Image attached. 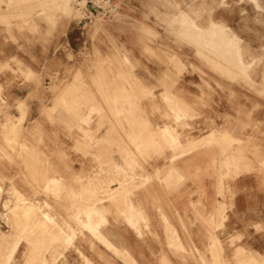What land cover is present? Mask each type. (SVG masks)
Masks as SVG:
<instances>
[{
    "label": "crops",
    "instance_id": "obj_1",
    "mask_svg": "<svg viewBox=\"0 0 264 264\" xmlns=\"http://www.w3.org/2000/svg\"><path fill=\"white\" fill-rule=\"evenodd\" d=\"M134 22L123 20V25H138L140 31L127 37L144 41L146 36L141 31L151 24L143 19ZM68 31L70 41L79 45L86 40L74 27ZM169 41L179 44L175 35ZM172 43V49L179 48ZM186 49L188 56L171 52L170 57L164 56L167 64H158L155 57L154 63L140 64L133 71L153 89V96L114 99V105L128 111L118 119L120 131L109 136L108 125L104 126L96 133L101 144L95 146L92 128L90 152L78 131L74 132V145L65 146L52 140L51 131L45 128L41 131L42 145L28 149V159L43 158L42 166L30 164L28 169L54 171V177L59 175L76 194L89 177L94 179V172L106 171L96 183L106 181L109 193L124 195L116 204L107 198L97 204L101 217L105 216L99 229L101 240L88 230L79 231L83 216L76 214L75 252H48L44 264H264V97L258 93L262 87L258 82L244 85L216 76L195 47L186 45ZM37 50L35 53L32 47L31 54L18 56L37 55L46 64L50 48L39 46ZM141 51L140 45V59L147 62ZM254 52L257 50L252 48ZM152 74L155 77H148ZM31 94V87L16 86L8 100L14 106L26 104ZM168 97L171 109L167 107ZM179 109L186 114L178 120L173 111ZM18 118L15 110L4 118L0 115V137L2 123H15ZM25 118L50 121L45 114ZM165 128L180 141L175 150H163L159 143ZM35 130L32 128L29 135L32 138ZM126 153L136 163L134 178L130 180L128 174L129 178H120V182L116 169L128 168L122 156ZM17 165L7 163L4 168L0 162V170L6 169L15 180ZM49 201L56 203L52 197ZM121 204H128V208ZM57 211L66 219L64 211ZM21 250L22 243L14 253L16 264H22Z\"/></svg>",
    "mask_w": 264,
    "mask_h": 264
},
{
    "label": "rangeland",
    "instance_id": "obj_2",
    "mask_svg": "<svg viewBox=\"0 0 264 264\" xmlns=\"http://www.w3.org/2000/svg\"><path fill=\"white\" fill-rule=\"evenodd\" d=\"M115 1L119 5L118 14L85 21L80 20L75 0H71V12L63 11L58 0H0V115L4 118L13 110L19 114L15 123L1 125L0 162L4 168L7 163H18L19 169H16L18 179L15 180L6 169L0 170V264H16L14 253L20 243L22 264H44V254L48 252L60 250L63 255L68 250L73 254L76 214L84 218V221L80 220L81 225L78 224L80 232L81 229L94 232L91 234L101 240L97 229L89 230L91 227L87 226L85 211L91 205L97 206L104 198L111 201L124 198L122 193L115 191L118 195L113 194L117 198L112 199L108 182L96 183L106 171L96 172V177L90 178L79 194L63 179L62 188H45V180L54 177V171L28 169L30 164L42 166L43 158L28 159L27 151L42 145L43 128L51 131L52 140L65 146L74 145V132L78 131L88 152L93 145L92 128L95 146L99 144L96 133L104 126L108 125L107 135L117 134L121 125L118 119L128 111L114 105L113 100L153 96V89L133 72L140 64L154 63L156 57L158 64L165 65L168 62L164 56L170 57L171 52L176 55L178 53L175 52L179 51L180 57L190 55L186 49V45H190L196 48L200 59L206 61L210 72L244 85L258 82L262 87L258 91L259 96L264 97V0ZM124 19H135L134 23L143 19L151 24L141 31L146 36L144 41H139L138 37L129 40L127 35H138L140 31L138 25H123ZM209 23L210 26L207 25ZM72 27L86 39H80L82 43L79 45V42L70 41L68 29ZM171 35L178 36L179 44L169 41ZM171 43L179 48L172 49ZM140 45L141 56L147 57V62L140 59ZM39 46L50 48L46 64L37 55L29 58L18 56L31 54L29 50L32 47L38 53ZM252 48L257 52L252 54ZM149 76L155 77V74ZM16 86L32 88L26 104L14 106L8 100L10 91ZM166 101L171 109V98ZM28 114H45L50 121H26ZM173 114L179 120L186 112L179 109ZM32 128H36L33 138L29 136ZM162 135L159 143L163 150L167 147L175 150L180 144L169 128H165ZM122 156L128 168L116 169L118 181L129 178L128 174L132 180L136 163L128 153ZM93 180L95 186H92ZM13 187L23 194L26 202L23 196L14 193ZM50 197L56 203H50ZM29 204L39 208L26 210ZM77 204L79 208L76 210ZM57 209L66 213V219ZM44 212L51 219L45 217ZM70 232H73V239L66 240L64 236Z\"/></svg>",
    "mask_w": 264,
    "mask_h": 264
},
{
    "label": "bare ground",
    "instance_id": "obj_3",
    "mask_svg": "<svg viewBox=\"0 0 264 264\" xmlns=\"http://www.w3.org/2000/svg\"><path fill=\"white\" fill-rule=\"evenodd\" d=\"M73 1V0H72ZM58 3L60 4L59 6H61V8L63 9V11H67V12H71L72 11V3H71V0H58ZM40 11V10H39ZM71 14V13H70ZM3 15V14H2ZM88 30V29H87ZM201 33V32H200ZM79 35V34H78ZM82 36V35H81ZM224 43V42H223ZM238 43V42H237ZM225 46V45H224ZM233 59V58H232ZM242 61V60H241ZM99 73V72H98ZM89 86V85H88ZM90 91V90H89ZM121 94V96H123V94L122 93H120ZM89 96V95H88ZM117 98H118V96H117ZM121 99H123V98H121ZM120 99V100H121ZM64 100V99H63ZM81 101V100H80ZM124 101H125V99H124ZM123 101V102H124ZM97 102V101H96ZM74 105V104H73ZM83 107V106H82ZM23 109V108H22ZM124 131V130H123ZM203 143V142H202ZM99 145V144H98ZM187 149V148H186ZM100 164H101V162H100ZM24 166V165H23ZM47 169V168H46ZM108 169V168H107ZM172 172V171H171ZM167 173V172H166ZM94 174L96 175V172H94ZM58 175V174H57ZM94 175V176H95ZM96 177V176H95ZM47 179H49V181H46L45 180V185H44V187L45 188H50V187H54V188H56V189H59V188H62L63 186H61V185H63V182H64V180H63V182L61 183V181H62V178H59V175H58V178H56V177H52V176H50V178H47ZM119 179V178H118ZM117 179V180H118ZM165 179V178H164ZM88 180H90V177L88 178ZM47 182V183H46ZM121 182V181H120ZM99 183H101V181L99 182ZM68 185V184H67ZM83 185H84V183H83ZM102 186V185H101ZM127 188V187H126ZM13 189V191H14V193L15 194H18V195H20V196H23V194H21V192L16 188V187H13L12 188ZM51 189V188H50ZM125 191V190H124ZM113 193H116V192H111L110 194H112L111 195V197H112V199H116L117 197H116V194H113ZM121 193V192H120ZM95 194V193H94ZM93 194V195H94ZM118 195V194H117ZM16 198H18V196L16 197ZM118 198H120V197H118ZM117 198V199H118ZM126 198V197H125ZM19 199V201H20V199L21 198H18ZM18 199H17V201H18ZM25 199H27V198H25ZM117 199L116 200H113L114 202H113V204L115 203H117L116 201H117ZM121 199V198H120ZM122 200V199H121ZM23 201L24 202H26L25 200H24V196H23ZM28 201V200H27ZM97 201H99V200H97ZM105 201H107V200H105ZM124 201H126V200H124ZM21 202V201H20ZM127 202V201H126ZM129 202V201H128ZM23 203V202H22ZM30 203H32L31 201H30ZM82 204V203H81ZM111 204H112V202H111ZM128 204H130V203H128ZM128 204L127 205H124V204H121V206L122 205H124L123 207H125V206H127V207H125V208H128ZM16 205V204H15ZM20 206V205H19ZM22 206V205H21ZM120 205H118V207H121ZM15 207H17V206H15ZM30 207H38L37 205H35V204H32V205H28V207H26V210H28ZM103 207H105V206H103ZM39 208V207H38ZM125 208H123L124 210H125ZM16 209V208H15ZM87 209V208H86ZM108 209V208H107ZM115 209L117 210V208L115 207ZM120 209V208H119ZM123 209H120V211L121 210H123ZM25 210V211H26ZM101 210V209H100ZM103 210V209H102ZM104 212H105V210H103ZM132 211V210H131ZM86 213V215H87V217H86V215H85V219H86V223L88 224L87 226H90L91 228L89 229V230H91L92 231V229L94 230V229H97V231L99 232L98 233V235H100V231H99V229H100V226H101V223H103L105 220H104V218H105V216H104V218L103 217H101V215H102V211L100 212L99 211V209H98V207L97 206H95V205H91V206H89V208L87 209V211H85ZM106 212H107V210H106ZM119 211H117V213H118ZM124 212V211H123ZM75 213V212H74ZM121 213V212H120ZM44 214H45V217H47V218H50L51 216L47 213V212H44ZM103 216V215H102ZM100 217V218H99ZM46 218V219H47ZM99 218V219H98ZM51 219V218H50ZM79 219V218H78ZM98 219V220H97ZM49 220V219H48ZM83 221H84V218H83ZM83 224V223H82ZM79 225H81L80 224V219H79ZM83 226V225H82ZM82 226H81V228H82ZM84 226H85V224H84ZM89 228V227H88ZM83 230H85V229H83ZM72 231H73V229H72ZM75 232H76V230H74ZM80 231V230H79ZM63 233H64V231H63ZM73 232H70V233H67L66 234V236H64L65 237V239L66 240H71V239H73V234H72ZM90 233H94V232H90ZM173 234V233H172ZM16 235V234H15ZM59 235V234H58ZM96 235V234H95ZM101 236V235H100ZM95 237V236H94ZM21 238V237H20ZM99 238V237H98ZM62 239H64V238H62ZM62 239H60V240H62ZM64 239V240H65ZM104 239V238H103ZM30 240V239H29ZM59 240V239H58ZM99 240V239H98ZM43 241V240H42ZM63 241V240H62ZM108 241V240H107ZM103 242V241H102ZM65 243V245H66V242H64ZM106 243V242H105ZM217 243V242H216ZM15 245V244H14ZM69 245V244H68ZM30 246V245H29ZM64 246V245H63ZM107 246V245H106ZM3 247V246H2ZM67 247V246H66ZM65 247V248H66ZM109 247V246H108ZM178 250V249H177ZM243 250H245V249H243ZM31 251H32V249H31ZM43 252V251H42ZM129 254V253H128ZM40 255V254H39ZM60 255H61V253H60ZM257 255V254H256ZM42 257V256H41ZM259 258V257H258ZM256 260V259H255ZM253 261V260H252Z\"/></svg>",
    "mask_w": 264,
    "mask_h": 264
},
{
    "label": "built area",
    "instance_id": "obj_4",
    "mask_svg": "<svg viewBox=\"0 0 264 264\" xmlns=\"http://www.w3.org/2000/svg\"><path fill=\"white\" fill-rule=\"evenodd\" d=\"M75 7L81 15L80 20L85 21L95 17L110 18L119 13L115 0H75Z\"/></svg>",
    "mask_w": 264,
    "mask_h": 264
}]
</instances>
